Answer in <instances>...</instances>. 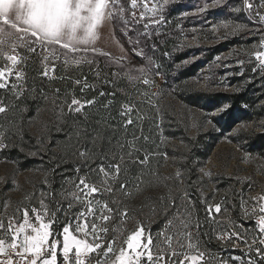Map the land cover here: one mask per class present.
Segmentation results:
<instances>
[{"label":"rangeland","instance_id":"rangeland-1","mask_svg":"<svg viewBox=\"0 0 264 264\" xmlns=\"http://www.w3.org/2000/svg\"><path fill=\"white\" fill-rule=\"evenodd\" d=\"M248 2L253 8H246L244 0H137V7L133 9L130 7V0H120L125 11L122 17L115 19L118 26L112 19H106L98 28V38L95 42V47L110 55L87 53L88 56L100 55L127 68L144 67L148 71L152 69L149 71L151 74L157 69L163 72L165 68L154 66L152 59L150 61L145 58L143 46L145 42H151L153 37L161 36L160 48L156 47L155 43L151 46L158 50L160 61L172 71V77L182 67L195 62L201 64L193 76L174 84L173 80L166 82L162 93H158L157 89L162 84L163 77L156 73V87H153L152 92L143 91L142 96L151 108L147 118L158 135L154 148L162 155L161 160L159 159L160 165L151 167L159 176L151 197L166 195L171 189L178 202L179 194L186 190L190 199L195 204L204 205L205 209L206 205L224 201L221 213L216 214L213 209L216 223L208 221L205 210L196 212L201 221L200 230L211 226L210 235L206 234L201 240L203 248L207 249V264H247L249 260L264 264L254 251L235 249L229 239V234L238 232L237 228L241 222L247 224V231L240 236L256 235V218L245 216L241 199L247 201V207L252 200L250 198L264 195V139L261 138L262 143L259 146L252 143L255 137L258 138V135L264 132V68H260L258 62L247 54L264 35V21L257 15V12L264 15V8H260L262 0ZM144 4H147L148 8L157 6V13L153 15ZM142 13L145 18L141 20ZM151 19L160 20V23L152 24ZM124 21H127V24ZM222 22L242 24L246 27L240 32L217 29ZM145 24H148L147 28L144 27ZM221 43H225V49L213 53L211 49ZM35 47V52H28L24 47L13 51L7 45L4 46L5 52L22 56L23 59L15 69L21 74V78L18 80L13 74L8 78V86L0 88V101L8 109L5 113H0V133L4 134V143L7 145L0 148V218L7 223L9 216L21 217L24 208H39L43 193L44 202L57 217L52 227L61 226V231L66 222L65 210L69 202L65 196L73 191L72 182L76 181V169H80L81 163L74 157H71L69 162L61 163L54 153L56 149L49 147L50 135L45 133L49 115L47 107L28 119V130L37 140L25 137L24 143L13 152V134L21 130L13 125V96L29 83L28 72H32L33 66H36L35 72L39 73V76H45L43 72L47 70V76L53 77L52 74L65 65L63 53L59 48L56 55L60 59H56L50 51H45L38 45ZM45 56L48 57L47 65L43 62ZM240 61H243V64ZM5 63L4 57L0 56V66ZM40 65L43 68L41 72ZM104 79L106 78L103 77L102 80ZM141 84H144L143 81ZM11 85L17 87L13 88ZM245 88L248 90V99L253 102L252 105L244 109L230 130L223 129L220 116L231 105L230 100L223 95L240 92ZM220 94L222 96H219ZM54 95L55 100L61 99L60 92ZM99 103L101 102L97 101L98 105ZM174 132H185L191 142L184 143L180 139L182 134L176 135ZM202 137H205L208 152L204 158H192L191 166L194 172H188L184 167V160L192 146H203ZM67 154L73 155L71 151ZM177 171L182 173L179 181L175 179ZM205 172H210L211 175H205ZM50 176H63V181L56 190L51 185ZM168 177L171 179L165 180ZM103 194L106 193L93 195L96 198ZM142 196L143 194L136 195L131 199V205L128 207L131 210L130 218H126L122 224L120 218L113 221V226L119 225L124 229V239L137 227L138 222L153 236L166 223L167 217L161 211L160 202L150 201L149 205L141 208ZM153 203L157 208L155 214L151 211ZM18 209L20 211H17ZM80 210V206L76 205L68 215L71 216ZM174 211L175 209H172L169 216ZM29 214L32 215L31 211ZM221 233L224 234V239H217ZM112 235L110 232L108 239ZM167 260L166 255L165 262Z\"/></svg>","mask_w":264,"mask_h":264},{"label":"snow or ice","instance_id":"snow-or-ice-1","mask_svg":"<svg viewBox=\"0 0 264 264\" xmlns=\"http://www.w3.org/2000/svg\"><path fill=\"white\" fill-rule=\"evenodd\" d=\"M244 3L246 8H253L248 0H244ZM130 7L136 8L137 0H130ZM144 7L153 15L158 11L155 5L148 8L147 4H144ZM260 8H264V0ZM124 11L120 0H0V56L6 61L0 66V88L8 86V78L13 74L18 80L21 78V74L15 69L23 57L5 52V45L13 51L24 47L28 52H35V46L38 45L45 51H50L56 59H60L56 55L59 48L66 66L92 63L93 61L87 58L89 52L110 55L95 47L99 26L106 19L115 20L117 17H122ZM257 15L261 21H264V15H260L259 12ZM144 18L142 13L140 19ZM124 23L127 24V21ZM150 23L158 24L160 20L151 19ZM144 27L147 28L148 24ZM245 27L242 24L222 22L217 29L240 32ZM81 53L84 55H80ZM247 54L258 62L260 68H264V35ZM43 62L47 65V56L44 57ZM240 63L243 64V61ZM133 71L138 72L139 75H132ZM147 72L148 69L144 67L130 68L127 73L128 79L139 81L147 75ZM43 75H48L47 70ZM75 83L79 84L80 81L77 80ZM143 83L148 85L150 81L144 78ZM85 86L87 87V84ZM19 94L18 92L17 96ZM84 103L91 105L95 100ZM84 103L73 97L71 103L67 105L69 112H81ZM7 110V106L0 101V113H5ZM133 110L131 105L123 107L121 115H127ZM131 123L132 119L129 118L125 127ZM96 139L102 137L97 134L94 143ZM4 147H7L4 143V134L0 133V148ZM118 148L119 158L117 159L114 154L107 165L101 164L96 169L90 168L84 175H79L80 169H76L78 175L76 181L72 182L73 191L65 196L69 200L65 210L66 222L59 233L54 234L52 231V225L57 217L44 202L43 193L39 208H24L21 217L9 216L7 223L0 218V256L5 257L0 260V264H17L13 260L14 256L19 257L23 264H58V255L62 264H93V262L94 264H145V261L147 264H207L205 260L207 249L203 248L200 239L201 221L196 216L195 203L186 190L179 194V204H177V196L171 189L166 195L146 197L147 201H159L161 211L167 217L164 227L155 236L150 231L146 232L143 224L138 222L137 227L124 239V229L119 225L113 226V221L117 218H120L121 224L126 218H130L131 211L116 198V192L135 198L146 188L157 186L159 181L158 173L148 168L152 154L144 153L141 159L140 149L135 147L134 141L118 144ZM125 148L128 149L127 152ZM79 155L85 160L92 158L88 152H80ZM126 165L136 166V173L133 175ZM94 174L97 177L96 182L91 180ZM122 175L123 179H121ZM181 175L182 173L177 171L175 179L179 181ZM205 175L210 176L211 173L205 172ZM149 176L151 179H146ZM168 179L171 178H165ZM165 186L167 187V184ZM100 193H107L112 199H96L93 195ZM250 199L256 201L255 206L249 209L245 207L247 201L241 199L242 210L245 216L256 218L259 233H264V195ZM223 203L224 201L221 200L214 205H206L208 221L217 222L213 209L216 214L221 213ZM76 205H79L81 210L69 216L68 213ZM144 206L147 205L142 203L141 208ZM172 209L175 211L169 216ZM151 211L153 214L157 211L154 203L151 205ZM110 232L113 235L108 239ZM239 236V232H234L229 234V239ZM217 239H224V234H219ZM257 243L261 247H257ZM248 247L250 250L254 248L259 259L264 261V237L258 240L253 238ZM166 255L167 262H165ZM173 257H182V259H172ZM247 264H256V261L249 260Z\"/></svg>","mask_w":264,"mask_h":264},{"label":"trees","instance_id":"trees-1","mask_svg":"<svg viewBox=\"0 0 264 264\" xmlns=\"http://www.w3.org/2000/svg\"><path fill=\"white\" fill-rule=\"evenodd\" d=\"M113 21L117 25L116 20ZM160 39L161 36H156L150 40L151 42H145L143 44L144 53L145 58H149L150 61L152 59L154 66L157 65L159 68L163 67L165 70L162 72V70L158 71L157 69L151 74L149 71L152 69H150L147 75L139 81H131L128 79L127 73L130 68L104 59L97 54L93 56L87 55V58L93 61L92 63H82L79 66H61V70H57L52 74L53 77L39 76V73L35 72L36 66H33L32 72L30 70L28 72V77H30L29 83L25 84L23 90L19 92V96H13V125L16 129H21L13 134V152L15 153L20 144L24 143L26 140L25 137H29L33 141L37 140L36 136L31 135L28 130V119L30 117L32 118L42 108L47 107L49 115L46 119L45 133L50 135L51 144L49 147L56 149L54 153L60 159L59 161L61 163L69 162L71 157L80 160L81 175L87 173L90 168L96 169L101 164L107 165L114 154L118 159L120 155L118 144H126L132 141L135 142V147L140 149L139 156L141 159H143L144 153L152 154L148 168L151 169L155 164L156 166L157 164L160 165L161 161L159 162V159L161 160L162 155L158 154V150L154 148V141L158 138V135L155 131L156 129L151 126V122L147 118L151 108L147 104L146 98L142 96L143 91L149 90L152 92L153 87H156V73L161 74L163 77V82L157 89L158 93H162L164 87L167 85L166 82L173 80L172 82L174 84L177 81L187 79L193 76L201 65L199 62H195L189 66L182 67L172 77V71L168 67H164L165 63L160 61L158 50L152 48V43H155L156 47L158 46L160 48ZM224 44H218L211 50L213 53H217L225 49ZM162 55L164 56L163 53ZM39 71H43L41 65ZM77 71H79L78 74ZM131 74L139 75L135 71ZM97 75L100 78H95ZM103 77L106 79L102 80ZM147 77L153 82L148 85L141 84L142 79ZM77 80L80 81L79 84L75 83ZM85 84H87V87ZM59 92L61 93V99L55 100L54 94ZM101 93H105V95L99 96ZM219 96L222 95L220 94ZM73 97L80 100L81 103L93 99L95 103L91 105L84 103L81 112L70 113L67 105L71 103ZM223 97H227L231 105L220 117L223 122V129L230 130L237 123L244 109L252 105L253 102L248 99V90L246 88L240 92L223 95ZM97 101L101 103L98 105ZM128 105H131L134 110L127 115H121L122 108ZM129 118L132 119V123L127 124L125 127L126 121ZM77 133H79V136H77ZM174 133L176 135L182 134L180 139L184 143L191 142V138L185 132ZM97 134L102 139H96L94 143L93 140ZM202 138L203 146H192L184 160V167L188 172L189 170L192 173L194 172V168L191 166V159L197 156L204 158L208 152L205 137ZM261 138L264 139V132L258 135V138L255 137L252 140L254 146L261 145ZM127 150L125 148V152ZM68 151H71L73 155L67 154ZM80 152H88L92 158L85 160L79 155ZM13 157H15V154H13ZM125 159H127L126 156ZM126 166L131 169L133 175L136 173V166ZM94 175L91 176V180L97 181V177ZM192 177L195 178L197 176ZM121 179H123V175ZM146 179H151V177H146ZM49 180L54 190H56L58 185L63 181V176H50ZM153 192L154 187L146 188L142 193L143 196L140 205L142 203L149 205L150 201H147L146 197L151 196ZM115 195L127 207L131 205V197L123 196L119 192H116ZM96 198L103 200L112 199L107 193L101 196L99 195ZM179 203L180 201H177V204ZM195 206L196 212L205 210L204 205L195 204ZM60 228L61 226L58 228L52 227L53 233L60 231ZM210 230V225L200 230V239L202 240L206 234L210 235Z\"/></svg>","mask_w":264,"mask_h":264},{"label":"built area","instance_id":"built-area-1","mask_svg":"<svg viewBox=\"0 0 264 264\" xmlns=\"http://www.w3.org/2000/svg\"><path fill=\"white\" fill-rule=\"evenodd\" d=\"M255 204H256V201L251 200L248 203L247 208L251 209L253 206H255ZM246 229H247V224L241 222L238 225L237 231L239 232V234H243V233H246V231H247ZM261 237H264V233H259V231L257 229L256 235L248 234V235H245V236L232 237L231 240H232V242L234 244V248L235 249L249 250V251H254L255 252V249L253 248V249L250 250L248 245H250L252 243L253 238H256L258 240ZM245 241H247V243H245ZM256 246L257 247H261V245H259L258 243H257ZM2 259H5V257L0 256V260H2ZM13 260L15 262H17V264H23V261L19 257H15L14 256ZM58 264H62V261H60V259H58ZM93 264H94V262H93Z\"/></svg>","mask_w":264,"mask_h":264}]
</instances>
